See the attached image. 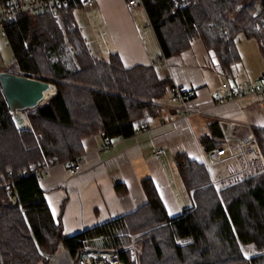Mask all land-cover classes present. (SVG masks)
<instances>
[{"label": "trees", "instance_id": "trees-1", "mask_svg": "<svg viewBox=\"0 0 264 264\" xmlns=\"http://www.w3.org/2000/svg\"><path fill=\"white\" fill-rule=\"evenodd\" d=\"M142 1L165 58L201 40L219 70L230 75L242 59L236 41L242 34L257 41L264 60V0ZM62 2L63 28L48 11L22 14L6 27L13 71L51 82L56 93L29 114L30 128L19 130L0 84V177L11 173L15 182V190L0 189V264H49L60 245L72 258L85 248L117 249L127 264H264V171L217 193L205 164L186 156L177 165L194 205L182 215L168 216L147 178V200L137 210L64 237L40 181L24 173L44 159L81 156L90 135H134L161 113L175 85L154 65L126 68L117 53L96 58L76 22L80 0ZM253 133L264 157V129ZM221 137L209 140L219 147ZM133 234L142 245L137 262L125 250ZM96 240L99 247L90 245ZM242 247L259 255L248 258Z\"/></svg>", "mask_w": 264, "mask_h": 264}, {"label": "crops", "instance_id": "crops-1", "mask_svg": "<svg viewBox=\"0 0 264 264\" xmlns=\"http://www.w3.org/2000/svg\"><path fill=\"white\" fill-rule=\"evenodd\" d=\"M81 10L86 14L82 15ZM74 14L96 58L108 59L117 53L126 68L154 65L160 75H169L176 87L195 90L196 97L188 105L202 113L184 119L183 109L168 97L162 103L161 113L145 121L147 131L123 137L111 150L98 151L103 134L87 137L79 156L82 170L77 175H71L67 166L59 163L40 180L53 218L63 224L64 237H71L132 213L146 203L142 182L147 178L155 183L168 216L182 215L193 207L194 200L184 184L177 158L186 156L204 163L207 153L218 148L209 138L220 135L221 146H225L224 136L231 125L243 142L253 144V129H264V106L251 98L217 103L214 92L220 83L213 80L218 75L224 77L221 83L240 77L238 71L233 72L235 65L231 74L226 75L219 70L216 60L211 67L204 63L201 59L211 55L206 53L202 57L193 46L178 56L163 57L144 7L132 9L128 0H95L93 8L81 5ZM241 57L238 64L244 66L253 83L259 84L263 65L258 61L260 71H254L245 64L242 54ZM158 149L164 150L160 157L155 155ZM231 160L226 156L224 164L211 173L207 170L211 181L236 171ZM230 163L231 173L226 171Z\"/></svg>", "mask_w": 264, "mask_h": 264}, {"label": "built area", "instance_id": "built-area-1", "mask_svg": "<svg viewBox=\"0 0 264 264\" xmlns=\"http://www.w3.org/2000/svg\"><path fill=\"white\" fill-rule=\"evenodd\" d=\"M81 5L90 9L95 6V0H80ZM62 0H0V34L6 37V27L10 25L14 19L22 14L31 13L39 14L43 12L52 13L56 23L63 28L62 16L58 9L62 6ZM128 4L132 9L143 7L142 0H128ZM196 97V92L193 89H184L174 87L169 101L183 109L182 118L189 119L190 117L201 114L202 112L189 107V102ZM247 98L253 99L260 107L264 106V70L260 83H253L252 81L238 77L231 81H223L214 92V99L217 103H227L232 101H240ZM163 122V121H162ZM148 130V126L139 127L135 133H140ZM104 139L99 152L111 150L115 144L122 140V136L108 137L103 134ZM225 146H221L210 150L204 164L207 170L211 173L213 170L225 163V157L232 159L236 171L223 177H213L211 183L216 188L222 189L225 182L230 180L242 181L253 175H250L251 163L250 157L257 149L256 143L247 144L243 142L235 133L233 126H229L224 136ZM228 150V152H227ZM164 154L163 149H158L155 152L157 157ZM57 159L53 161L44 159L38 161L24 173L25 176L31 175L36 177L39 181L44 178L51 168L59 164ZM66 165L71 175H77L82 170V161L80 157L70 159L62 162ZM178 164V162H177ZM15 190V182L12 179L11 173L5 177H0V189ZM16 199L19 197L16 195ZM130 260L136 257V251L132 248L129 252ZM53 264H127L122 259L120 250L117 249H102V248H85L81 251L77 258H72L67 250L62 254L49 257Z\"/></svg>", "mask_w": 264, "mask_h": 264}, {"label": "rangeland", "instance_id": "rangeland-1", "mask_svg": "<svg viewBox=\"0 0 264 264\" xmlns=\"http://www.w3.org/2000/svg\"><path fill=\"white\" fill-rule=\"evenodd\" d=\"M80 12L82 13V15H85L87 11L81 10ZM236 41H237L238 48L240 49L241 54L244 57L245 64L249 65L250 68L253 69L254 71H260V65H259L258 61L260 62L261 65H263V67H264V61L262 59V56L259 55L257 41L254 39H247L242 34H240L238 36ZM192 46H193L194 50L202 57H203V55H206V53H208L201 40H194ZM201 60H203L204 63H208L210 65V67L212 65H215V61H214L215 59L213 58V56L207 57V55H206V57H203ZM14 64H15V59H14L13 51H12L11 47L8 45L7 39L5 37L1 36V34H0V71L14 72L13 71L14 67H12ZM237 71H238L240 77L250 80V76H248V74L244 71V66L241 63L238 65H235L233 67V72L236 73ZM222 78H224V77L221 75H218L216 78H214L213 81L221 84ZM53 90H52V94H53ZM48 102H46V103H48ZM46 103H44V105ZM162 103H161V107H162ZM32 112H34V110L28 111L26 113L27 117ZM150 118H152V117H150ZM30 126H31V124H30V121L28 119V126L27 127L23 128V129H19L18 127L17 128L19 130H25V129H29ZM93 135H98V133L93 134ZM90 136H92V135H90ZM254 143H256L257 149L254 151V153L249 158L250 163H251V169H250L249 173L251 174V172H253V173L255 172V174H259V173H262L264 171V157H263L261 149L259 148L255 138H254ZM60 163H62V162H60ZM229 165L230 166L226 168V171L231 173V171L233 170V166L231 163ZM236 180H238V179L236 178L235 180H230L228 182H225L224 187L222 189L216 188L214 185L213 186L215 187L216 192L220 193L224 188L233 185L234 181H236ZM129 237L132 239V241L125 247V250H127L129 253L130 250L132 248H134L136 251V257L134 260L131 259V261L137 262L138 258L140 257V255L142 253L141 252L142 251V245L135 240L136 235L133 234V235H130ZM99 242H100L99 240H96L93 242V244L91 243L90 245L99 247L101 245ZM64 250H66V249H64L60 245L58 250L55 252V254L53 256H57V255L62 254V252H64ZM242 250H243L245 256L248 258H250L252 256L259 255V252H257L253 247H242ZM129 257H130V255H129ZM49 264H53L51 262V260H50Z\"/></svg>", "mask_w": 264, "mask_h": 264}, {"label": "water", "instance_id": "water-1", "mask_svg": "<svg viewBox=\"0 0 264 264\" xmlns=\"http://www.w3.org/2000/svg\"><path fill=\"white\" fill-rule=\"evenodd\" d=\"M181 5L183 0H176ZM0 84L7 100L14 122L19 129L28 123L26 113L35 110L45 97L46 91L54 88L49 81L37 79L11 71H0Z\"/></svg>", "mask_w": 264, "mask_h": 264}, {"label": "bare ground", "instance_id": "bare-ground-1", "mask_svg": "<svg viewBox=\"0 0 264 264\" xmlns=\"http://www.w3.org/2000/svg\"><path fill=\"white\" fill-rule=\"evenodd\" d=\"M54 88H51V89H49L48 91H46V93H45V97H44V100H43V102L40 104V105H42V104H44V103H46V102H48L53 96V94L55 93V90H53ZM56 89V88H55ZM52 90H53V94H52Z\"/></svg>", "mask_w": 264, "mask_h": 264}]
</instances>
